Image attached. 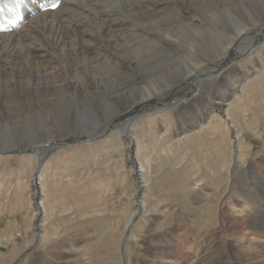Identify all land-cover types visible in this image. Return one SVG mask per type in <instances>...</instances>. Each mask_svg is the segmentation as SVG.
Listing matches in <instances>:
<instances>
[{
	"label": "rangeland",
	"instance_id": "obj_1",
	"mask_svg": "<svg viewBox=\"0 0 264 264\" xmlns=\"http://www.w3.org/2000/svg\"><path fill=\"white\" fill-rule=\"evenodd\" d=\"M220 6L212 24L196 19L197 34L181 32L171 46L163 43L165 54L151 52L158 66L144 75L125 72L122 62V77L141 84L127 91L121 105L116 102L124 111L110 123L107 113L117 106L106 99L79 104L84 117L76 120L77 111L58 109L21 107L20 115L7 114L3 135L11 149L25 152L0 154V264H201L200 253L207 264H217L218 257L222 264L264 260V0ZM255 27L257 35L248 39H259L248 54L232 46L227 57L219 56L239 31ZM204 63L219 71L214 79L207 73L198 91L196 75ZM55 76L59 83L69 78ZM17 96L2 106H17ZM175 100L182 103H166ZM146 104L147 112H140ZM134 114L139 117L129 124V135L123 124ZM79 125H102L107 132L82 142ZM48 140L67 145L49 154L35 187L39 153L27 151ZM246 246L259 255L244 254Z\"/></svg>",
	"mask_w": 264,
	"mask_h": 264
},
{
	"label": "bare ground",
	"instance_id": "obj_2",
	"mask_svg": "<svg viewBox=\"0 0 264 264\" xmlns=\"http://www.w3.org/2000/svg\"><path fill=\"white\" fill-rule=\"evenodd\" d=\"M232 1L233 0H64L63 6L55 12L39 14L32 18L29 23L19 31L0 34V105L2 106V104L8 102V100L9 103H11L10 99L15 95H18L17 97L19 99L17 100L21 103L18 102L20 105L18 104L17 106L12 104L7 109L4 108L5 105L2 107L0 106V123L9 122L11 116L6 117L7 114H18L17 112L21 107H27L30 111L35 109H58L59 112L67 110V114H72L74 111H77L74 114L76 115V120L81 116L84 117L80 112L82 107H79V104L83 106L84 103L87 104L88 102L102 103L101 99H106L108 103H119V101L126 98L125 96L128 90H132V88L135 90L139 88L141 84L131 75L127 76L126 74V78L124 79L125 72L130 73L129 70H133L135 73L139 72V74H141L143 71L147 72L151 70L153 63L155 67L158 66V60L155 59L156 61H152L150 57L152 56L151 52H166L168 49L166 50L167 46H164L163 43L166 42L169 44L171 38L176 35L180 38L182 35L181 32L191 31L197 34L196 30H198V24H195V21H197L196 19L199 18V16L204 17L212 24L214 19H217L218 11H220L217 7L222 9L220 4H232ZM218 2L221 3L218 5ZM199 25L201 24L199 23ZM258 30L259 28L256 29L255 27L253 29H243L239 31L232 39L231 44L226 43V46L223 48V53L219 54V56L227 57L232 46H235L241 54H245L246 52L248 54V52L253 49L254 43L259 39V35L254 37V42H251L252 40H250V38L248 39V37H250L251 33H258ZM200 31L198 33H201ZM152 34L156 36L154 37L155 40L153 37L151 38ZM176 38L174 40H176ZM187 38L193 39L195 36L188 35ZM151 44L153 46L155 45L156 48L151 46ZM165 52L163 54H165ZM164 56L162 57L165 58L166 56ZM234 56L235 55H233V57ZM231 60L232 59H229L223 68L221 67L222 69L220 71L218 70L219 68L215 70L207 68L204 63L205 67H202L203 70H200V75H196L198 80L196 81L195 89L198 91L201 90L203 87L201 84L207 79V76L209 79H214V74L217 71L222 74L223 71L226 70L225 67L228 68L231 66ZM123 61H127L126 68L128 71L120 74L122 67L125 68L122 66ZM168 63H171L172 66L177 64V62L174 63L171 58L168 60ZM86 71L88 72V77L84 79L82 75L85 74ZM106 72L112 75L107 76L106 74L108 73ZM197 72L199 71L197 70ZM209 72L210 74L206 76ZM56 73L58 75H65L66 73L69 75V78L61 80V83H59L56 81V77H58L55 76ZM144 74L145 73H143V75ZM149 74L150 72H148L147 75ZM11 79H13V81ZM170 83L168 85L172 84ZM223 91H225V93L227 92L226 90ZM148 97L149 96H145V98L140 101L145 102L149 99ZM161 100L162 97L159 98V101ZM118 103L115 104L117 108L107 113V115H110L108 118L109 123L111 120L118 118L122 111H124L120 110L122 107L118 108ZM147 106L148 104L144 105L141 112H147L146 110L148 109H145ZM2 117H6V121H4ZM228 119L230 118L227 117L226 120ZM15 120L17 121L18 119ZM128 122L129 120L124 122V128L128 126L129 129L130 123ZM84 125H79L80 128L78 132L83 134L86 138L100 137L99 135L102 136L103 132L106 130L104 129L105 126L102 125V127L97 125L93 129ZM1 128L2 127H0V129ZM5 129L2 128L0 131V149H11L13 147L3 135V132L6 131ZM129 137L131 139V136ZM47 142L46 145L33 146V149H37V153L41 155V152L44 150L40 149H52L55 148L57 144L65 143L64 140H48ZM138 167V171L143 175V165L140 164ZM143 184L146 185L144 179ZM42 207L43 205L38 206L37 211L39 213L44 212ZM37 218L38 216H36L33 221L37 220ZM130 225L131 224L127 227ZM217 250L219 249L217 248ZM241 251L251 258L259 255L258 248H254V246L253 248H250V246L241 247ZM204 258V253H200L199 262L201 264L208 263L205 261L207 258L205 260ZM209 259L207 261H209ZM254 259L255 261L251 260L252 262L249 264H264L262 258L258 261H256V257H254ZM247 260L248 258L246 259L245 257L241 261L247 262ZM194 262L193 264L198 263V261ZM215 263L222 264L225 263V261L222 257H218ZM161 264H163V262Z\"/></svg>",
	"mask_w": 264,
	"mask_h": 264
},
{
	"label": "water",
	"instance_id": "obj_3",
	"mask_svg": "<svg viewBox=\"0 0 264 264\" xmlns=\"http://www.w3.org/2000/svg\"><path fill=\"white\" fill-rule=\"evenodd\" d=\"M181 101H182V100H179L178 102H177V101L169 102V105L172 106V105H174V104H176V103H179V102H181ZM145 109H148V107H145ZM139 111L141 112L142 110H139ZM136 117L138 118V115H137V114H134V115H132L130 118L125 119V121L129 120L128 123H131V121L134 120ZM127 129H128V126H126L125 130L127 131ZM102 137H103V136H102ZM102 137H97V138H94V137H92V138H86V139H85L84 141H82V142H92V141H95V140H99V139H101ZM64 145L66 146L67 144H66V143H63V144H57V146H56L55 148H52V149H45L46 152H45L44 154L39 155V159H38V163H37V168H36V171H35V174H34V177H33V183H34V186H35V187H36V185H37V173H38L39 169L41 168L42 164L44 163V161L46 160V158L49 156V154H50L51 152L57 150L58 148L63 147ZM40 150H43V149H40ZM24 152H25V151L20 150V149H18V150H17V149H8V148H6V149H0V154H2V155L22 154V153H24ZM27 152L38 154V153H37V149H32L31 151H27Z\"/></svg>",
	"mask_w": 264,
	"mask_h": 264
},
{
	"label": "snow or ice",
	"instance_id": "obj_4",
	"mask_svg": "<svg viewBox=\"0 0 264 264\" xmlns=\"http://www.w3.org/2000/svg\"><path fill=\"white\" fill-rule=\"evenodd\" d=\"M35 2V0H33ZM28 0H0V15L5 13L7 8H12L16 14H19L22 8L27 7ZM4 30V29H0Z\"/></svg>",
	"mask_w": 264,
	"mask_h": 264
}]
</instances>
